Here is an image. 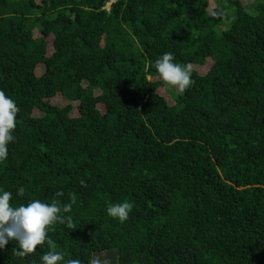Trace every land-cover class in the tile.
<instances>
[{
  "label": "trees",
  "instance_id": "trees-1",
  "mask_svg": "<svg viewBox=\"0 0 264 264\" xmlns=\"http://www.w3.org/2000/svg\"><path fill=\"white\" fill-rule=\"evenodd\" d=\"M0 90L19 109L0 194L75 196L76 229H48L59 264H264V0H0ZM17 247L0 264L50 250Z\"/></svg>",
  "mask_w": 264,
  "mask_h": 264
},
{
  "label": "clouds",
  "instance_id": "clouds-1",
  "mask_svg": "<svg viewBox=\"0 0 264 264\" xmlns=\"http://www.w3.org/2000/svg\"><path fill=\"white\" fill-rule=\"evenodd\" d=\"M173 61V54L167 52L155 62V69L165 84L183 93L194 84L191 79V66ZM18 111L16 103L0 90V161L7 158L8 144L15 139L12 133L16 128ZM24 191L21 187L18 194L22 196ZM62 195V192L56 193V197ZM11 199L12 193L8 191L0 194V249H4L9 241H14L18 245L13 249L14 254L23 258L34 253L47 240L50 250L42 256V264H59L64 257L55 250L53 241L48 239V229L57 223L76 229L72 216L65 215L71 213L75 196L71 197V203L63 205L58 199H53L51 204L33 200L26 206L21 204L15 208L10 205ZM133 207L132 203L125 200L123 203L110 205L107 213L110 217L124 222L128 220ZM67 264H81V260L70 259ZM90 264H102V261L92 259Z\"/></svg>",
  "mask_w": 264,
  "mask_h": 264
},
{
  "label": "rangeland",
  "instance_id": "rangeland-1",
  "mask_svg": "<svg viewBox=\"0 0 264 264\" xmlns=\"http://www.w3.org/2000/svg\"><path fill=\"white\" fill-rule=\"evenodd\" d=\"M156 80V79H155ZM60 105H62V104H60Z\"/></svg>",
  "mask_w": 264,
  "mask_h": 264
}]
</instances>
